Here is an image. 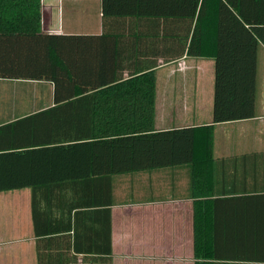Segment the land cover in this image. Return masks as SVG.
<instances>
[{"label":"trees","instance_id":"16d2710c","mask_svg":"<svg viewBox=\"0 0 264 264\" xmlns=\"http://www.w3.org/2000/svg\"><path fill=\"white\" fill-rule=\"evenodd\" d=\"M101 8V33L48 32L42 0H0V81L45 91L36 109L0 119V191L31 189L39 264H113L111 222L106 245L96 223L72 226V213L110 217L117 175L182 164L192 168V192H203L197 264H264V193L213 198L199 177L215 125L256 116L264 0H102ZM186 55L214 58L213 121L159 129L155 69ZM42 213L57 225L39 229ZM38 234L50 243L46 263Z\"/></svg>","mask_w":264,"mask_h":264},{"label":"crops","instance_id":"0c3cea01","mask_svg":"<svg viewBox=\"0 0 264 264\" xmlns=\"http://www.w3.org/2000/svg\"><path fill=\"white\" fill-rule=\"evenodd\" d=\"M101 7L102 0H42L43 30L101 33ZM176 63H184L185 67L159 74L161 67ZM155 71L159 91L161 83L165 85V102L156 114L159 129L212 123V56L186 55L169 62L160 59ZM257 82L256 116L215 125L213 156L205 161L209 163L205 175L199 176L207 181L213 198L264 193V46L258 53ZM200 163L202 160H195V173H201ZM191 174V166L182 164L117 175L110 217L100 210H85L76 215L73 212L72 226L96 223L102 232L101 241L107 245L110 221L113 264H197L201 259L194 249V209L203 192H192ZM31 195L28 187L0 191V264H39ZM128 196L130 200H125ZM57 223L55 216H39V229ZM44 235L38 234V249L46 263L50 243H45ZM79 243L89 246L85 238ZM51 244L59 250L63 243L56 240ZM72 252L75 253L74 248ZM83 255L79 252V262Z\"/></svg>","mask_w":264,"mask_h":264},{"label":"rangeland","instance_id":"374dc122","mask_svg":"<svg viewBox=\"0 0 264 264\" xmlns=\"http://www.w3.org/2000/svg\"><path fill=\"white\" fill-rule=\"evenodd\" d=\"M64 18H66V12L64 13ZM183 64V66H182ZM176 63L172 65H165L159 69V74L169 73L172 68H179L185 67L184 63ZM178 75V74H177ZM164 83L157 88V96H156V103L159 102L158 106V113L162 111V105L164 104L165 100L163 97L164 94ZM38 95V98H37ZM45 95V91H41L40 88L35 89L34 84H27L25 82L20 81H0V119L3 115H6L13 112H27L33 109H36L43 103L42 98ZM30 98L34 99L30 101ZM38 99V102H36ZM20 112V113H22ZM161 116L159 115V118ZM228 129V128H226ZM237 135V133H235Z\"/></svg>","mask_w":264,"mask_h":264}]
</instances>
